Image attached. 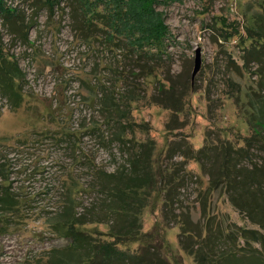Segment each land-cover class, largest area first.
<instances>
[{"label":"rangeland","instance_id":"1","mask_svg":"<svg viewBox=\"0 0 264 264\" xmlns=\"http://www.w3.org/2000/svg\"><path fill=\"white\" fill-rule=\"evenodd\" d=\"M3 2L0 47L18 63L24 79L19 107H10L0 95V155L11 161L13 170L5 184L21 196L24 205L22 215H11L1 228L0 264L42 257L66 244L49 232L41 207L51 204L47 192L58 188L66 170L80 172L73 160H93L112 171L141 149L155 168L170 170L172 162L184 160L182 167L189 173L184 184L175 186L169 205H163V193L158 197L151 193L141 210L142 230L155 247L151 251L172 264H195L182 246V242L190 245L194 237L181 238V223L196 224L202 231L221 220L258 228L233 207L221 186L209 187V177L198 162L178 151L167 153L165 147L168 142L181 145L186 140L195 149L204 143L220 147L225 140L237 145L250 134L239 96L260 86L257 76L242 68L243 44L236 30L243 34L245 17L264 7V0H156L155 14L168 25L172 38L166 40L161 57L148 59L127 49L135 52L132 45L138 43L137 35L123 28L132 17L129 0L121 3V18L109 12L106 4L112 5V0L96 3L108 15L102 23L96 21L101 29H88L82 22L87 16L97 18L91 15L92 9H84L82 0H57L53 5L44 0ZM110 19L117 21L121 31L110 25ZM112 37L118 45L107 43ZM197 57L199 67L194 71ZM251 66L255 68L254 63ZM114 85L119 94L126 97L134 90L138 97L127 104V117L133 123L125 146L114 136L112 121L105 123L99 111L102 89ZM143 144L153 147L146 152ZM21 162L30 164L26 171L17 169ZM79 174L80 187H86L89 177ZM106 226L89 224L90 229L103 232ZM140 244L126 246L134 252Z\"/></svg>","mask_w":264,"mask_h":264},{"label":"trees","instance_id":"2","mask_svg":"<svg viewBox=\"0 0 264 264\" xmlns=\"http://www.w3.org/2000/svg\"><path fill=\"white\" fill-rule=\"evenodd\" d=\"M44 1L53 5L57 0ZM82 1L84 9H92L91 15L97 16H87L82 22L88 29L93 26L101 29L97 22L102 23V19L108 16L96 7V3L102 0H93L91 4ZM129 1L133 2V7L129 8L132 17L129 25L124 24L123 28L131 35L136 34L138 43L136 47L132 45L135 52L131 48H127L128 51L143 59L153 55L161 57L172 35L165 21L155 14L156 0ZM123 2L125 0H112V5H106L113 16L121 18ZM260 8L245 17L243 34L236 30L243 44L242 68L256 75L260 86L259 89L243 91L241 96L238 95L241 89L236 91L250 134L241 138L237 145L225 140L220 147L211 148L204 143L195 149L191 140L183 138L186 140L184 144L168 142L165 147L167 153L178 151L182 157L198 162L202 173L209 177V187L221 186L233 207L258 227L243 228L231 222L224 224L221 220L215 223V227L208 224L202 231L196 224L188 227L181 223V238L194 237L190 245L182 242V246L192 255L195 264H264V7ZM3 10L4 2L0 0V11ZM110 21V25L115 24L112 26L117 32L121 31L117 21ZM107 43L118 45L113 37ZM251 63L255 64L254 69ZM23 79L24 73L18 63L6 56L0 47V95L12 108L19 107L23 100ZM102 91L101 116L105 123L112 121L114 136L125 146V135L132 131L133 123L127 117L130 115L127 104L136 102L138 97L134 90L127 92L126 97L119 94L116 85ZM166 129L169 131L168 127ZM147 147L150 150L153 145L143 144L142 148L147 152ZM143 152V149L133 152V157L129 156L112 171L93 160H73L72 163L79 166V173L84 172L89 177L86 187H80L81 175L68 169L58 188L47 192L51 204L41 207V217L49 232L64 239L66 244L51 248L42 257L24 258L18 264H172L155 250L151 251L155 247L148 240L151 236L142 230L141 210L148 204L151 193L156 197L163 193L162 203L169 205L175 197V186L184 184L189 173L182 167L184 160L172 162L170 170H161L155 168L153 160L148 159L147 153L144 157ZM2 159L0 155V232L11 215H22L24 205L21 196L5 184L10 181L13 170L11 161ZM29 165L21 162L17 169L26 171ZM168 171H172V178ZM88 191L91 195L82 197ZM93 223L107 225V230L90 229L89 224ZM139 241L141 244L134 252L126 246Z\"/></svg>","mask_w":264,"mask_h":264},{"label":"water","instance_id":"3","mask_svg":"<svg viewBox=\"0 0 264 264\" xmlns=\"http://www.w3.org/2000/svg\"><path fill=\"white\" fill-rule=\"evenodd\" d=\"M199 65V60H198V57L196 58L195 60V67H194V71H196V69H198V66Z\"/></svg>","mask_w":264,"mask_h":264}]
</instances>
